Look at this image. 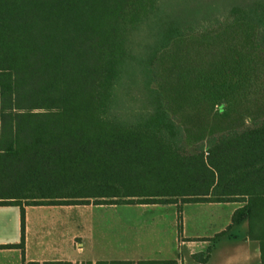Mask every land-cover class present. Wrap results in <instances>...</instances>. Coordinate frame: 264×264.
Masks as SVG:
<instances>
[{"label":"trees","instance_id":"obj_1","mask_svg":"<svg viewBox=\"0 0 264 264\" xmlns=\"http://www.w3.org/2000/svg\"><path fill=\"white\" fill-rule=\"evenodd\" d=\"M167 1L0 0V205L239 201L229 228L247 220L248 236L261 237L264 117L186 154L184 128L152 83L157 51L212 26L220 8L254 24L264 47V0H211L174 19ZM228 59L244 70L241 90L244 56ZM210 65L171 71L176 105L231 104L233 90L196 92L211 86ZM24 228L21 206V241L6 246L23 247Z\"/></svg>","mask_w":264,"mask_h":264},{"label":"crops","instance_id":"obj_2","mask_svg":"<svg viewBox=\"0 0 264 264\" xmlns=\"http://www.w3.org/2000/svg\"><path fill=\"white\" fill-rule=\"evenodd\" d=\"M190 203L210 204L204 206L213 211L211 234L203 231L199 217L192 219L188 233L183 205L176 203H22L23 247L6 246L21 241V206L0 205V264H264V231L256 227L261 237L250 238L247 220L229 228L233 212L245 202ZM229 203L235 205H220ZM87 205L93 207V220L83 219L80 212L81 231L70 230L74 222L68 217L53 216V211ZM221 206H229L225 216ZM238 226L243 228L240 235L231 232ZM222 231L226 233L217 236Z\"/></svg>","mask_w":264,"mask_h":264},{"label":"rangeland","instance_id":"obj_3","mask_svg":"<svg viewBox=\"0 0 264 264\" xmlns=\"http://www.w3.org/2000/svg\"><path fill=\"white\" fill-rule=\"evenodd\" d=\"M211 0H168L165 13L170 14L171 17L186 15L196 16L202 10L208 8ZM217 13V10H216ZM225 11L219 9L217 18L212 21V26L205 29L199 26L193 31H188L181 37H178L171 42L166 48L157 51L154 66L157 77L152 83V86L157 88L167 100L169 106L167 107L169 113L176 121L184 128V143L182 152L192 154L197 151L199 143L203 142V146L207 141V137L211 135H220L229 130L243 131L247 128L258 124L264 117V47L257 42V27L250 22H236L233 23V15L229 12L225 15ZM203 23V22H202ZM233 48V51L231 49ZM231 56L240 60L244 56L245 69L248 74L245 82V87L237 90L239 82L243 80V71H230L229 58ZM214 70V79L208 81L207 84L213 88H203L202 83L199 82L197 93L203 91H210L214 95L230 93L235 91L230 105L223 103V98L216 100L212 106L208 102V106L200 104L176 105L172 101V94L170 89V82L168 78L176 77L173 74L176 66L177 76L180 77L182 73L190 72L195 69H203L202 67H209ZM239 70V68H238ZM181 73V74H178ZM171 74V76H170ZM230 84V85H229ZM219 92V93H217ZM207 96V94H204ZM211 93H209V96ZM238 97V98H237ZM183 205V221L188 233L191 231L192 219L198 218L201 222L203 231L207 234L213 232V222L209 223L213 217V211L205 210L204 205L210 204H186ZM220 205H235V203L220 204ZM224 213L229 206H221ZM227 207V208H226ZM90 209L92 206L86 208L79 207L71 210H61L60 212L53 211V216L63 215L60 219L68 217L70 230L81 231L78 227V219L85 215L83 219L93 220V215ZM50 215V213H49ZM199 227V226H197ZM241 226L233 228L231 232L240 235ZM196 232V231H195Z\"/></svg>","mask_w":264,"mask_h":264}]
</instances>
